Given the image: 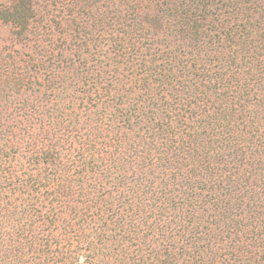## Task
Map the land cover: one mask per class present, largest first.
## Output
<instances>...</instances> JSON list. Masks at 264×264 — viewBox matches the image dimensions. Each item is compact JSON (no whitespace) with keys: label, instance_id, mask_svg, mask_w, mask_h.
Wrapping results in <instances>:
<instances>
[{"label":"trees","instance_id":"obj_1","mask_svg":"<svg viewBox=\"0 0 264 264\" xmlns=\"http://www.w3.org/2000/svg\"><path fill=\"white\" fill-rule=\"evenodd\" d=\"M0 21V108L29 114L0 129V264H264V0H7Z\"/></svg>","mask_w":264,"mask_h":264},{"label":"rangeland","instance_id":"obj_2","mask_svg":"<svg viewBox=\"0 0 264 264\" xmlns=\"http://www.w3.org/2000/svg\"><path fill=\"white\" fill-rule=\"evenodd\" d=\"M6 3H7V0H0V4H6ZM40 11H41V16H38V20L44 24L45 15L42 13L41 8H40ZM52 20L54 22L58 21V19L55 17ZM3 26H4L3 23L0 21V50L3 51V57L6 56L8 53H11V55H13V56H17V55H14V52H18L19 48L13 46V43L10 42V40L12 39V38H10V29L3 27ZM12 33L15 34L18 32L12 31ZM26 53H28L27 50H26ZM49 95L50 94L45 95L44 90H42V92H40V93L38 91L31 93L29 91L26 94V97H25L26 100L25 101H27L29 103V105H31V103H33V102L34 103L35 102L36 103L41 102V99H43V101H42L43 103H48V101L51 99V97H49ZM19 101H20V99H17L15 101V104H17ZM27 102H26V104H27ZM47 105L48 106H46V108L44 110H41L38 112L37 111L36 112L31 111V113L37 114V115H41V113H42L43 115L49 117L52 113H54L55 111H58V109H59V104H54V103L52 104V102H50V104L48 103ZM80 105H84V106L79 107ZM22 108L25 111L28 110V106L23 105V104L17 106L15 109H14V107H12L8 111L7 110L2 111L0 108V118L7 121L6 124L3 123V125H0V129H1V127L3 128L4 125L7 126V128L11 131L15 127L19 128L17 126L20 125L19 121L21 120V117H23V116L25 117V116L29 115V114H27L28 111L25 112V111H23ZM66 109L70 115L73 112V110L75 109V111H79L78 113H80V115L82 117H84L85 120L88 119V117H89V114H88V112H86V109H85V104L77 103L75 105H72L71 107H69V106L66 107ZM56 115H59L58 112H56ZM4 131H5V129H4ZM80 134L86 135V132H81ZM75 156H77V153L75 154Z\"/></svg>","mask_w":264,"mask_h":264}]
</instances>
